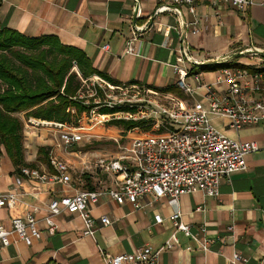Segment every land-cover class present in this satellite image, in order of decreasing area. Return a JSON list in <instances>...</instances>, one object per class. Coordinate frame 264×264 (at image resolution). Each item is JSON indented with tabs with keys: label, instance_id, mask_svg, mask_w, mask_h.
Wrapping results in <instances>:
<instances>
[{
	"label": "crops",
	"instance_id": "crops-1",
	"mask_svg": "<svg viewBox=\"0 0 264 264\" xmlns=\"http://www.w3.org/2000/svg\"><path fill=\"white\" fill-rule=\"evenodd\" d=\"M138 3L140 15L135 17L133 0H0V27L28 38H56L62 46L83 52L98 74L110 82L137 84L178 97L173 65L182 45L196 61L208 62L264 42V7L259 5L239 10L216 0H203L194 14L178 7L179 13L155 15L160 5L157 0ZM145 23L148 29L133 40L136 53H126L125 43L132 38L133 26ZM104 45L108 50L102 49ZM253 62L264 68L263 59ZM216 70L199 72L209 80ZM170 87L176 91H162ZM212 122L225 136L239 137V132L226 127L225 119L213 118ZM67 157L62 154L65 161H69ZM246 164L245 172L221 179L215 198L195 191L173 203L168 198L154 200L146 195L140 199V207L134 208L128 202L117 204L100 196L89 206L96 223L92 237L83 236L77 214L63 211L52 218L56 226L52 234L42 221L37 224L42 235L30 246L13 234L10 244L0 247V264H103V254L116 256L143 246L157 249L174 233L169 216L177 210L197 240L176 232L177 246L162 252L159 264H230L234 252L245 259L244 264H264L263 153L248 156ZM37 169L51 171L44 164ZM87 175L94 190L111 186L106 176L97 187L95 178ZM81 178L78 181L84 189L41 184L16 176L7 157L1 156L0 195L14 194L16 203L13 208L0 206V224L9 226L11 218L23 217L34 207L39 208L35 217L41 220L51 200L87 190L83 174ZM101 216H107L111 224L102 226ZM203 240L209 242L207 251L200 246Z\"/></svg>",
	"mask_w": 264,
	"mask_h": 264
},
{
	"label": "built area",
	"instance_id": "built-area-1",
	"mask_svg": "<svg viewBox=\"0 0 264 264\" xmlns=\"http://www.w3.org/2000/svg\"><path fill=\"white\" fill-rule=\"evenodd\" d=\"M201 1L157 0L160 5L155 15L165 11L179 13L178 7H185L188 13L194 14L196 5ZM216 1L239 10L253 5L264 7V0ZM133 2L132 12L138 17V0ZM147 29L148 23L133 26L132 38L125 43L126 53H136L133 40ZM102 49L108 50V46L104 45ZM241 57L248 58L247 65L238 63ZM259 58L264 60V42L260 46L248 45L219 60L208 62L196 61L182 45L173 65L177 76L175 87L182 93V98L137 84L111 83L97 75L82 79L73 67L82 82L77 98L85 100L84 105H89L88 100L92 98L94 107L80 115H76L74 109H67L72 118L65 122L26 118L24 137H27V129L39 127L46 132L48 168L51 171L24 167L21 173L25 178L41 184L57 183L73 188L72 168L62 154L75 155L78 150L75 153L68 150L99 138L100 134L94 130L111 127L118 130L117 136H108L116 152L112 158L96 160V166L111 186L92 191L76 190L74 194L53 199L46 206V215L41 220L35 217L39 208L34 207L23 217L11 218L9 226L0 224V247L8 246L13 234L30 246L41 238L42 232L37 228L40 221L52 234L56 229L52 218L63 211L77 214L83 224V236L92 237L96 223L89 206L96 204L100 196H106L117 204L128 202L134 208L140 207L139 201L146 195L154 200L168 198L173 203H177L181 195L195 191L217 197L221 179L245 172L248 156L257 152L264 155V138L261 143L230 138L212 122L213 118L225 119L226 127L238 133L264 120V68L253 62ZM232 63L234 65H230ZM208 64L229 66L219 68L211 73V79L205 80L202 73L194 70ZM85 87L87 95L83 93ZM103 108L113 111L101 113ZM114 121L137 122L140 125L123 130L110 124ZM15 203L14 194L0 195V206L13 208ZM156 220L161 221L158 216ZM169 220L175 231L162 246L157 249L143 246L116 256L103 254V264H159L160 254L177 246L176 232L197 240L190 226L181 222L179 210L173 212ZM99 222L102 226L111 224L107 216H101ZM208 244L206 240L200 242L204 251H207ZM244 263L245 259L240 254H232L230 264Z\"/></svg>",
	"mask_w": 264,
	"mask_h": 264
},
{
	"label": "trees",
	"instance_id": "trees-1",
	"mask_svg": "<svg viewBox=\"0 0 264 264\" xmlns=\"http://www.w3.org/2000/svg\"><path fill=\"white\" fill-rule=\"evenodd\" d=\"M226 66L229 65L208 64L200 66L197 71L209 72ZM73 67L82 79L97 75L109 81L98 74L83 52L62 46L54 37L28 38L0 27V157H7L16 176L24 177L21 173L24 167L37 169L39 164L49 165L47 146L37 149L33 162L26 161L23 122L19 114L41 121L65 122L72 118L67 109H74L75 114L80 115L94 107L92 98L88 100L89 105L77 98L82 82ZM162 91L176 90L170 87ZM111 111L107 108L100 110L101 113ZM110 124L123 130L140 125L127 121ZM83 178L86 189L94 190L88 175L83 174ZM46 264L56 263L50 261Z\"/></svg>",
	"mask_w": 264,
	"mask_h": 264
},
{
	"label": "rangeland",
	"instance_id": "rangeland-1",
	"mask_svg": "<svg viewBox=\"0 0 264 264\" xmlns=\"http://www.w3.org/2000/svg\"><path fill=\"white\" fill-rule=\"evenodd\" d=\"M239 64L247 65L248 58L241 57L238 60ZM84 95H87L88 89L85 87L83 89ZM19 117L21 118L23 122V131H24V122L27 120L25 116L22 114H19ZM106 129V130H105ZM104 130L102 128H98L94 130L97 134H100L99 138L95 139V141H92L89 144L83 145L81 147H72L69 149V153H72L70 151H79L74 152V154H66L69 159L67 163L71 166L72 171V179H73V185L83 188V183L79 182L78 180L81 178L82 174H89L92 177L95 178L96 184L97 182H103L105 180V175L101 172V170L96 166V160L103 158V159H109L112 158L116 152V147L112 143V141H109L108 136H117L118 130L115 128H105ZM108 129V130H107ZM119 129V128H117ZM28 133V134H27ZM26 134L24 137L23 135V144L25 143V159L27 161L29 160H35L36 159V152L37 149L40 146H47L48 137L46 136V132L44 129L41 128H35V129H27ZM25 138V139H24ZM239 138L242 141H256L261 143L264 138V120L260 122L259 125L255 127H250L246 129H242L239 131ZM82 179V178H81ZM99 184H97V187Z\"/></svg>",
	"mask_w": 264,
	"mask_h": 264
}]
</instances>
